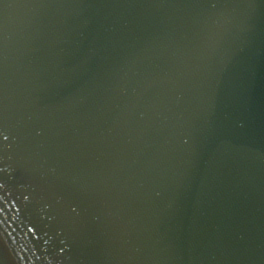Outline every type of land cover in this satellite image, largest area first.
<instances>
[{
	"label": "water",
	"instance_id": "water-1",
	"mask_svg": "<svg viewBox=\"0 0 264 264\" xmlns=\"http://www.w3.org/2000/svg\"><path fill=\"white\" fill-rule=\"evenodd\" d=\"M0 264H264V0H0Z\"/></svg>",
	"mask_w": 264,
	"mask_h": 264
}]
</instances>
